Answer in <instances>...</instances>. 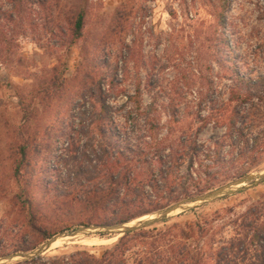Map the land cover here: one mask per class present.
<instances>
[{
    "label": "rangeland",
    "instance_id": "1",
    "mask_svg": "<svg viewBox=\"0 0 264 264\" xmlns=\"http://www.w3.org/2000/svg\"><path fill=\"white\" fill-rule=\"evenodd\" d=\"M90 1L84 36L76 44L69 43V33H60L58 24L63 23L64 26V20L62 23L57 21L55 25L50 23L48 13L38 5L23 6L20 18L16 21L0 18V252L11 249L26 232L37 235L28 221L32 220L33 212L40 227L56 230L59 214L48 201L51 195L47 196L35 185L36 180H42L43 177L33 179V186L29 187L27 180H32L29 174L25 172L24 176H17L19 148L23 136L35 137L40 134L41 140L44 128L52 119L65 121L72 104L79 99L81 76L93 68L97 54H104L105 37L109 45L108 53L105 50L108 59L112 67H118L116 80H122L114 91L119 96L111 100L121 109L116 116L120 123L129 126L134 122L133 118L139 115L135 102L129 100L128 96L135 95L140 85L142 110L154 104V116H159L167 124L162 136L168 134L170 127L171 143L179 147V139L183 135L194 138L203 126V116L209 113L203 107V100L210 99L223 106L229 99L232 86L230 73L218 64L217 48L213 42L220 34L213 0ZM123 4L134 5L135 12L129 15L122 27V35H119L121 28L113 29L112 24ZM0 5L4 10L10 9L9 0H0ZM226 17L228 25L225 35L237 58L236 65L242 68L244 75H264V0H232ZM127 45L132 47L131 51ZM56 76L66 81L63 93L56 92L59 87L56 85L58 80L54 79ZM32 100L40 109L33 127L27 131L21 128L25 118L22 104L23 101L27 105L31 104ZM233 108L245 110L248 107L234 103L231 110ZM172 114L179 118L176 122L171 119ZM126 119L130 122L127 123ZM138 122L144 124L142 118ZM211 122L197 135L203 144L201 158L204 163L200 166L198 161L194 167L203 174V187L211 188L205 193L243 177L239 175V168H233L229 173L233 179H227L228 175L222 173L215 180L207 182L205 169L212 161L205 160L206 155L210 149L213 150L215 142H223L226 132L216 118ZM229 150V142H226L223 154ZM263 152L248 174L264 171ZM44 159L45 156L39 159V167L45 164ZM189 161L187 159L183 164V172H187ZM29 193L36 200L35 205L30 207L24 204ZM263 205L264 182H261L248 185L234 195L177 213L166 223L140 231L153 228L167 230L178 224L186 230L192 227L195 233L188 244L201 258V264H219L220 250L243 238L242 224L247 212ZM65 222L67 225L74 224L68 220ZM24 224L25 227L22 226ZM74 230L56 233L53 237ZM105 234L98 232L61 240L60 245L46 254H70L81 247L101 257L122 237ZM85 240L94 242L90 244ZM180 240L184 239L178 236L176 242ZM162 250H167V245ZM240 250L244 251L242 246L228 254L229 259L233 260L231 264L256 261V247L251 248L246 262L237 255ZM135 252L137 249L128 253L130 264L136 257Z\"/></svg>",
    "mask_w": 264,
    "mask_h": 264
},
{
    "label": "trees",
    "instance_id": "2",
    "mask_svg": "<svg viewBox=\"0 0 264 264\" xmlns=\"http://www.w3.org/2000/svg\"><path fill=\"white\" fill-rule=\"evenodd\" d=\"M231 1H212L220 29L219 36L213 40L217 48V62L230 73L232 81L229 99L223 106L210 99L203 100V107L209 112L207 116H203V126L194 138L183 135L179 139V147H174L171 143L170 127L168 134L162 136L167 124L159 116H154V104L142 110L140 85L135 95L128 96L129 100L135 102L139 114L137 118H133V124L128 126L117 119L121 109L111 100L112 97L116 99L119 96L114 91L122 80H116L118 67H112L107 54L109 45L106 37L103 39L107 53L103 49L104 54H97L93 70L81 76L79 99L72 104L65 121L52 119L44 128L41 140L40 134L35 137L23 136L18 152L20 158L16 167L17 176H24L25 172L29 174L32 179L27 180L29 187L33 186V179L43 177L42 180L38 178L35 185L47 196L51 195L48 201L59 214V219L54 231L40 227L37 216L31 209L33 215L32 220H28L29 226L33 227L37 235L31 232L22 234L12 248L7 249L10 253L32 251L56 233L83 226L129 223L161 211L184 198L209 191V186L203 187L202 172L194 167L198 161L200 166L204 163L201 158L203 144L197 139V135L212 123L213 118L221 122L220 126L226 132L223 142H215L213 150L210 149L206 155L205 160L212 161L205 169L207 182L215 180L222 173L228 175L227 179H233L229 175L233 168L240 169V176L249 173L264 151V75H244L242 68L236 65L237 58L225 35L228 25L226 12ZM9 2L10 9L4 10L0 5V18L16 21L20 18L23 6L38 5L48 13L50 23L55 25L57 21L62 23L64 20L66 26L63 23L58 25L61 34L69 33L70 44H76L84 36L90 0ZM134 12L132 4H123L117 11L112 25L113 29L121 28L119 35L123 33L125 21ZM127 48L129 51L132 49L129 45ZM54 79L58 80L56 85L59 86L56 92L63 93L66 81L59 76ZM234 103L248 108L231 110ZM22 106L25 118L21 128L30 131L40 107L33 100L28 105L23 101ZM172 117L174 121L179 119L173 114ZM140 118L144 124L138 122ZM126 122L130 120L126 119ZM226 142H229L230 150L223 154ZM43 156L45 164L39 167V159ZM187 159H190L187 172H183L182 167ZM216 167L219 169L214 170ZM35 203L33 194L29 193L24 204L30 207ZM244 218L243 238L220 250L219 264H231L233 260L229 259L228 254L240 246L244 251L240 250L237 255L243 262L248 259L251 248L256 247V261L250 264H264V205L251 208ZM64 219L74 224L67 225ZM193 233L195 230L192 227L186 230L179 224L167 230L153 228L122 236L118 244L107 249L101 257L78 247L70 254H45L5 264H130L128 253L133 249H137V252L132 264H201V258L188 244ZM178 236L184 240L176 242ZM150 239H153L152 242ZM164 245H167V250L163 251ZM3 251L0 252V257L10 254Z\"/></svg>",
    "mask_w": 264,
    "mask_h": 264
},
{
    "label": "water",
    "instance_id": "3",
    "mask_svg": "<svg viewBox=\"0 0 264 264\" xmlns=\"http://www.w3.org/2000/svg\"><path fill=\"white\" fill-rule=\"evenodd\" d=\"M264 182V171L258 174H248L233 182L226 184L214 191H210L205 194H200L192 196L189 198H184L167 208L163 209L159 213L147 215L148 218L136 219L129 223H108V224H93L89 226L80 227L70 233H64L57 235L50 240L46 241L39 248L31 252H17L10 253L2 258H0V264L13 263L20 260H30L38 256L45 255L54 249L57 242L64 239L77 238L82 235H88L92 233H109L118 236H124L128 233L140 231L158 225L160 223L166 222L171 216L187 211L198 205L206 204L212 201L219 200L226 196L234 195L241 192L248 185H257ZM137 221V222H136Z\"/></svg>",
    "mask_w": 264,
    "mask_h": 264
},
{
    "label": "bare ground",
    "instance_id": "4",
    "mask_svg": "<svg viewBox=\"0 0 264 264\" xmlns=\"http://www.w3.org/2000/svg\"><path fill=\"white\" fill-rule=\"evenodd\" d=\"M145 218H148V216H143V217H141L140 219H145ZM93 238V237H92ZM102 239V238H101ZM83 240V239H82ZM105 241V240H104ZM85 242L86 243H92V242H94V241H90V240H85ZM106 242V241H105ZM63 244L65 243V242H62ZM61 244V241H59V242H57L56 243V245L55 246H58V245H60Z\"/></svg>",
    "mask_w": 264,
    "mask_h": 264
}]
</instances>
